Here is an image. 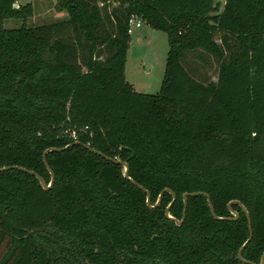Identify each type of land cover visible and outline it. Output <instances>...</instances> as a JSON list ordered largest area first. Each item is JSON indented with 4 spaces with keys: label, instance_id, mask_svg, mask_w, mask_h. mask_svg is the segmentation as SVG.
<instances>
[{
    "label": "trees",
    "instance_id": "16d2710c",
    "mask_svg": "<svg viewBox=\"0 0 264 264\" xmlns=\"http://www.w3.org/2000/svg\"><path fill=\"white\" fill-rule=\"evenodd\" d=\"M16 1L0 0V167L48 184L45 155L54 179L0 170V264H259L264 0H56L66 16L38 25ZM132 14L166 33L154 93L125 77Z\"/></svg>",
    "mask_w": 264,
    "mask_h": 264
},
{
    "label": "rangeland",
    "instance_id": "374dc122",
    "mask_svg": "<svg viewBox=\"0 0 264 264\" xmlns=\"http://www.w3.org/2000/svg\"><path fill=\"white\" fill-rule=\"evenodd\" d=\"M220 3L224 0H214ZM31 2L33 13L26 19V24L38 25L48 23L66 16L64 10H56V0H17L15 5ZM21 20L4 19L5 26H18ZM131 41L127 49L125 77L136 90L154 93L160 88L164 74L168 42L165 31L149 26L142 21L138 27H133L130 33ZM192 57V53H188ZM217 65L211 62L205 69L207 77L215 79Z\"/></svg>",
    "mask_w": 264,
    "mask_h": 264
},
{
    "label": "water",
    "instance_id": "95a60500",
    "mask_svg": "<svg viewBox=\"0 0 264 264\" xmlns=\"http://www.w3.org/2000/svg\"><path fill=\"white\" fill-rule=\"evenodd\" d=\"M74 142H76V141H74ZM68 145H69V144H67L66 146H68ZM89 148H90L91 150H94V151L98 152L97 150H95V149H93V148H91V147H89ZM105 156H106V155H105ZM106 157H107V156H106ZM43 161H44L46 167L49 169V171H50V173H51V179H50V181H49L48 184H46V183L44 182V180L42 179V177L39 176L38 174H36L33 170H30V169L24 168V167H22V166H17V165L1 166V167H0V170H3V169L8 168V167H18V168H20V169H23V170H26V171H28V172H31V173L36 174V175L38 176V178H39V180H40L42 186H43L44 188H49V187L51 186L52 182H53V179H54V173H53V171L50 169V167L48 166V164H47V162H46L45 155H43ZM115 161L121 163V164L124 166V172H123V175H124L125 177H127V178H130V176L128 175V164H127V162L124 161V160H119V159H116ZM133 182L136 183L134 180H133ZM138 186H139V187H142L140 184H138ZM165 189L168 190V191H170V192L172 193V195H173V199H174V198H175V193L172 192L169 188H165ZM162 192H163V190L159 193V197H158V199H157V201H156L155 204H158V202L160 201V196H161ZM146 193H147V194H146V202H147V204L150 205V206H154V204H150V193H149L147 190H146ZM197 193H198V192H184V193H183V202H184V204H183V212L185 211V208H186L187 196H188V195H191V194H197ZM206 197H207V200H208V205H209V207H210V211H211V213H212L215 217H217V216L215 215V213H214V209H213V207H212V204H211V201H210L209 195L206 194ZM232 201L239 203L240 206L242 207L243 211H244L245 214H246L247 221H248L249 234H250L249 237H248V239H249L250 236H251V232H252V231H251V222H250V216H249V213H248L246 207H245V206H244L239 200L234 199V200H232ZM229 204H230V203H229ZM168 206H169V205H168ZM168 206L166 207L165 212H166V214H167L169 217L174 218V217H172V216L168 213ZM231 211H232V213L234 214V216H233V217L228 216V218H236V217L238 216V213H237L235 210H232V209H231ZM174 219H175L176 223H178V224L181 223V220H178V219H176V218H174ZM248 239H247V240H248ZM244 244H245V243H244ZM244 244L239 248V250H238V252H237V256H238L240 259H243L242 256H241V250H242ZM246 261L248 262V260H246ZM263 263H264V257L262 256V258H261V262H260L259 264H263Z\"/></svg>",
    "mask_w": 264,
    "mask_h": 264
},
{
    "label": "built area",
    "instance_id": "2783aa9c",
    "mask_svg": "<svg viewBox=\"0 0 264 264\" xmlns=\"http://www.w3.org/2000/svg\"><path fill=\"white\" fill-rule=\"evenodd\" d=\"M142 19L140 18V17H138V16H136V15H130V17L128 18V22H127V31H128V33H131L132 32V29H133V27L135 26V27H138V26H140L141 24H142ZM71 136L72 137H76V132L73 130L72 132H71Z\"/></svg>",
    "mask_w": 264,
    "mask_h": 264
},
{
    "label": "crops",
    "instance_id": "0c3cea01",
    "mask_svg": "<svg viewBox=\"0 0 264 264\" xmlns=\"http://www.w3.org/2000/svg\"><path fill=\"white\" fill-rule=\"evenodd\" d=\"M224 2V1H223ZM222 5H223V3H222ZM222 5H221V7H222ZM221 7H220V9H221ZM130 41H131V38H130ZM130 43V42H129Z\"/></svg>",
    "mask_w": 264,
    "mask_h": 264
}]
</instances>
